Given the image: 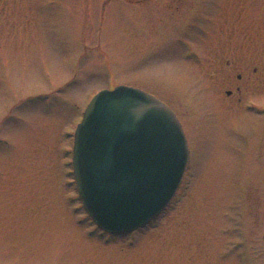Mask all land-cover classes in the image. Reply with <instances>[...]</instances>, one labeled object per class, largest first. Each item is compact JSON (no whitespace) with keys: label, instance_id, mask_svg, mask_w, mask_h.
I'll return each instance as SVG.
<instances>
[{"label":"rangeland","instance_id":"374dc122","mask_svg":"<svg viewBox=\"0 0 264 264\" xmlns=\"http://www.w3.org/2000/svg\"><path fill=\"white\" fill-rule=\"evenodd\" d=\"M117 85L190 131L172 201L123 237L92 223L71 166L86 106ZM249 102L264 105V0H0V264H264Z\"/></svg>","mask_w":264,"mask_h":264},{"label":"water","instance_id":"95a60500","mask_svg":"<svg viewBox=\"0 0 264 264\" xmlns=\"http://www.w3.org/2000/svg\"><path fill=\"white\" fill-rule=\"evenodd\" d=\"M79 199L103 232L127 235L170 204L189 151L175 113L153 95L117 85L96 93L73 135Z\"/></svg>","mask_w":264,"mask_h":264},{"label":"flooded vegetation","instance_id":"af4514ba","mask_svg":"<svg viewBox=\"0 0 264 264\" xmlns=\"http://www.w3.org/2000/svg\"><path fill=\"white\" fill-rule=\"evenodd\" d=\"M185 56H186V58L188 59V58H190V53H185ZM229 64V63H228ZM236 79L237 80H240L241 79V76L240 75H237L236 76ZM214 92V91H213ZM236 92H237V94L239 95V96H237V99H236V103L237 102H239V103H241V100H242V98H241V86H239V87H236ZM225 96L227 97V98H231L232 96H233V91H226L225 92ZM213 97V99H214V101L219 105V107H221L220 106V104H219V100H218V98L215 96V95H213L212 96ZM223 100V99H222ZM235 104V103H234ZM223 108H230V109H233V108H235V106L233 105V104H229L228 106H225V107H223ZM222 108V109H223ZM246 112H249V113H251V114H255V115H261L263 118H262V126H261V139H262V141H264V105H263V102H262V104H255L254 102H249V103H247V104H245L244 105V108H243ZM180 120V119H179ZM180 122H181V125H182V127H183V130H184V134H185V137H186V139H187V144H189V138H188V134L190 133V131L189 132H186V129H185V127H184V124H183V122L180 120ZM192 121H190L189 120V122L187 123L189 126L190 125H192V127H193V123H191ZM189 146V145H188Z\"/></svg>","mask_w":264,"mask_h":264}]
</instances>
